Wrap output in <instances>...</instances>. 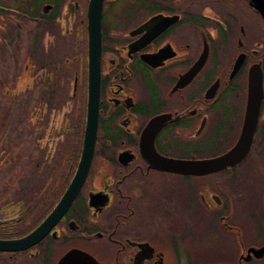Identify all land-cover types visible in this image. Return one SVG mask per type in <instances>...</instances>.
Segmentation results:
<instances>
[{"label":"flooded vegetation","instance_id":"flooded-vegetation-1","mask_svg":"<svg viewBox=\"0 0 264 264\" xmlns=\"http://www.w3.org/2000/svg\"><path fill=\"white\" fill-rule=\"evenodd\" d=\"M92 2L0 0V264H264V0Z\"/></svg>","mask_w":264,"mask_h":264},{"label":"water","instance_id":"water-1","mask_svg":"<svg viewBox=\"0 0 264 264\" xmlns=\"http://www.w3.org/2000/svg\"><path fill=\"white\" fill-rule=\"evenodd\" d=\"M101 0H93L92 2V10L91 13H95L94 8L100 3ZM98 16V15H97ZM93 15L90 14V25H89V33L91 36V40L99 39L100 33H99V20L97 18L96 21H93ZM90 74H89V110H88V126H87V140L85 142V149H84V154L81 159V164H80V173H79V181H82V178L84 176V172L86 170V165L88 164V158L90 156V151L87 150V147L90 149L93 148V142L92 139H94V134H95V129H96V122H97V110H96V105H97V92H98V82H99V75L96 67L95 61H97L98 56H99V51L98 47L96 50L94 48H90ZM95 103V106H94ZM248 124H249V116L247 115L245 118V124L244 128L242 130V134L240 135L239 142L235 145V147L226 155H224L221 158L215 159V160H208L204 165L206 168H211L214 167V163H218L220 159H231L232 157L236 156L237 159L242 158L245 154L246 151L249 148V142H250V136L253 130V127L251 131L248 129ZM89 134V135H88ZM91 135V136H90ZM77 187V185H76ZM25 239H23L24 241ZM214 264H219V263H214Z\"/></svg>","mask_w":264,"mask_h":264}]
</instances>
